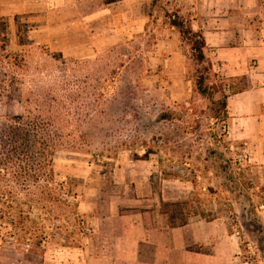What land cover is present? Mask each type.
Segmentation results:
<instances>
[{"label": "rangeland", "instance_id": "rangeland-1", "mask_svg": "<svg viewBox=\"0 0 264 264\" xmlns=\"http://www.w3.org/2000/svg\"><path fill=\"white\" fill-rule=\"evenodd\" d=\"M26 6L0 0L7 51L23 60L22 90L58 98L72 92L75 111L85 94L86 105L103 116L82 121L81 128L101 129L87 139L104 149L94 159L57 154L56 181L70 198L59 205L58 220L44 222V252H27L32 239L21 245L3 238L0 228V264H87L102 247L92 216L110 202L124 208L146 198H160L174 225L197 215L220 219L237 237L240 260L264 264L262 172L229 139L220 106L229 82L210 70L205 86L211 99L196 91L202 67L164 18L168 12L189 22L184 7L154 0L144 26L116 33L103 20L90 36L39 32L41 18H30ZM98 94L106 100L102 106ZM115 148V157L105 158Z\"/></svg>", "mask_w": 264, "mask_h": 264}, {"label": "crops", "instance_id": "crops-1", "mask_svg": "<svg viewBox=\"0 0 264 264\" xmlns=\"http://www.w3.org/2000/svg\"><path fill=\"white\" fill-rule=\"evenodd\" d=\"M24 1V13L41 18L39 32L92 36L103 20L116 33L144 26L154 0ZM189 24L203 36L211 71L229 82L228 136L262 172L264 187V0H204ZM161 201L146 198L124 208L110 202L103 214L95 213L91 223L102 247L87 264H247L239 258L236 235L220 219L197 215L174 225Z\"/></svg>", "mask_w": 264, "mask_h": 264}, {"label": "trees", "instance_id": "trees-1", "mask_svg": "<svg viewBox=\"0 0 264 264\" xmlns=\"http://www.w3.org/2000/svg\"><path fill=\"white\" fill-rule=\"evenodd\" d=\"M154 1L152 2V6ZM170 29L177 32L181 41L190 47L202 73L196 80V91L211 99L205 86L206 75L211 70L206 61L205 47L200 32L192 30L189 22L177 14L164 13ZM6 34L0 31V228L3 238L15 239L19 244L32 239L26 251L35 248L44 252L42 241L47 235L44 222L59 219L58 207L70 196L56 181L54 162L57 154L77 157L102 156V148H96L88 140L93 134L100 136L102 130L81 128L84 120L101 118L84 102L82 94L79 111L72 92L60 98L41 92H24L23 60L7 51ZM68 87V85H67ZM67 87L64 89L67 90ZM226 95L222 96L221 108H225ZM213 101V100H211ZM97 105L106 100L97 96ZM78 103V102H77ZM88 125V124H87ZM145 144V143H143ZM104 149V148H103ZM117 149L107 152L105 158L115 157ZM132 150V149H131ZM99 163V162H98ZM105 163H102L104 165ZM12 226L8 230L7 226ZM54 226H52L53 229ZM51 234V233H50Z\"/></svg>", "mask_w": 264, "mask_h": 264}, {"label": "built area", "instance_id": "built-area-1", "mask_svg": "<svg viewBox=\"0 0 264 264\" xmlns=\"http://www.w3.org/2000/svg\"><path fill=\"white\" fill-rule=\"evenodd\" d=\"M204 0H175V2L184 7L190 17H194L199 10V6Z\"/></svg>", "mask_w": 264, "mask_h": 264}]
</instances>
